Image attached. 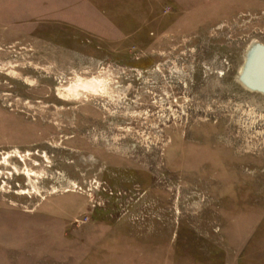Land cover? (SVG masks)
Returning a JSON list of instances; mask_svg holds the SVG:
<instances>
[{
  "label": "rangeland",
  "instance_id": "374dc122",
  "mask_svg": "<svg viewBox=\"0 0 264 264\" xmlns=\"http://www.w3.org/2000/svg\"><path fill=\"white\" fill-rule=\"evenodd\" d=\"M260 57L264 0H0V264H264Z\"/></svg>",
  "mask_w": 264,
  "mask_h": 264
},
{
  "label": "bare ground",
  "instance_id": "6f19581e",
  "mask_svg": "<svg viewBox=\"0 0 264 264\" xmlns=\"http://www.w3.org/2000/svg\"><path fill=\"white\" fill-rule=\"evenodd\" d=\"M259 62L263 63L261 57H260V60H259L258 63H257L258 67H256L257 70H256L255 72H256V73H259V72H260L259 75H260L261 81L264 82V74H263V72H261V69H262V68L264 69V67H263V64H262V66L259 68V65H260ZM263 69H262V70H263ZM253 81H254V79H253ZM261 81H259V82H261ZM257 82H258V81H257ZM254 83H256V82H254ZM84 84H85V83H84ZM256 84H257V83H256ZM258 84H259V83H258ZM95 85H96V84H95ZM74 86H75V85H74ZM263 86H264V85H263ZM72 87H73V86H72ZM80 87H81V86H80ZM82 87H83V86H82ZM82 87H81V88H82ZM94 87H96V86H93V88H94ZM93 88H91V89H93ZM73 89H75V88H73ZM77 90H78V89H77ZM93 90H94V89H93ZM70 92H71V91H70Z\"/></svg>",
  "mask_w": 264,
  "mask_h": 264
},
{
  "label": "water",
  "instance_id": "95a60500",
  "mask_svg": "<svg viewBox=\"0 0 264 264\" xmlns=\"http://www.w3.org/2000/svg\"><path fill=\"white\" fill-rule=\"evenodd\" d=\"M248 87L252 88V89H256V90H264V86L263 85H247Z\"/></svg>",
  "mask_w": 264,
  "mask_h": 264
}]
</instances>
